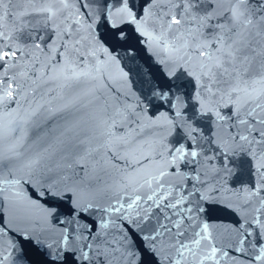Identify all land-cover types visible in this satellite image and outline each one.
Segmentation results:
<instances>
[{
  "label": "snow or ice",
  "instance_id": "obj_1",
  "mask_svg": "<svg viewBox=\"0 0 264 264\" xmlns=\"http://www.w3.org/2000/svg\"><path fill=\"white\" fill-rule=\"evenodd\" d=\"M0 264H264V0H0Z\"/></svg>",
  "mask_w": 264,
  "mask_h": 264
},
{
  "label": "water",
  "instance_id": "obj_2",
  "mask_svg": "<svg viewBox=\"0 0 264 264\" xmlns=\"http://www.w3.org/2000/svg\"><path fill=\"white\" fill-rule=\"evenodd\" d=\"M127 64H128V68H131L133 70L132 73H130V75L132 76L134 81L140 79V76L136 74L137 73V66H139V68L142 69L143 72L148 71L146 65L144 64V61H142L140 59H136L135 61H128ZM128 68H125V71H127Z\"/></svg>",
  "mask_w": 264,
  "mask_h": 264
}]
</instances>
